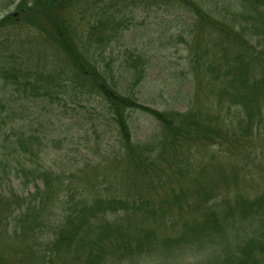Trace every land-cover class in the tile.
Returning a JSON list of instances; mask_svg holds the SVG:
<instances>
[{"label": "trees", "instance_id": "16d2710c", "mask_svg": "<svg viewBox=\"0 0 264 264\" xmlns=\"http://www.w3.org/2000/svg\"><path fill=\"white\" fill-rule=\"evenodd\" d=\"M179 1L182 2L181 7L192 15L189 33L193 37L184 44L190 53V69L194 71L196 82L193 86L195 95H191L194 99H190L184 112L142 105L136 94L127 89V85H120L110 73L108 67L114 64V57L126 55V65H116L122 80L125 81V72L133 76L132 84H138L145 76L147 62L142 52L132 47H121L125 43V21L130 20L129 10H124L127 5L119 9L116 0L0 2V92L15 96L7 99L10 101L6 103L7 110L14 111L16 106L29 109L30 101L40 99L47 116L45 120L38 113L36 122L40 124L34 126L29 134L11 128L0 139V264H26L30 260L39 264H108L107 255L114 243L111 233L118 229L109 217L127 214L136 206L146 219L157 220L156 225L163 223V219L173 222L172 217L182 221V225L188 226L190 235L195 237H203L201 232L219 228L234 214L242 217L252 214L260 221L259 231L264 238V179L260 183V196L250 197L240 189L230 197L227 189L239 185L238 170L232 171L223 163L226 169L222 166L215 168L217 156L212 154L207 159L204 157V166L197 176L192 177L188 158L179 156L181 147L177 143L185 140L198 151L200 145L208 147L223 139L237 147H242L249 139L257 146L256 130L259 126L256 130L252 128L256 118L258 124L264 121V0H237L239 8L233 11L227 9L226 13L231 15L228 17L224 13L223 18H215L200 0ZM68 3L74 4L82 24L73 25V20L64 17ZM11 5L13 8L9 9ZM84 14H89L86 21ZM18 24H24L25 28L14 31ZM40 36L50 48V53L36 58L37 64L46 55L56 54L61 59L59 69L33 77L28 71L10 67L1 60L8 54L12 57L20 54L35 57L37 51L29 49L27 43ZM202 36L208 37L211 45L207 60L201 55L199 41L194 42ZM117 41L120 43L114 48L111 43ZM190 42H194L191 47ZM208 77L214 80L215 85L222 83L221 91L216 92L222 95L224 103L231 105L230 108H237V117H231L229 111L216 113L214 117L197 108L195 99H198ZM95 94L107 103V113L119 136L117 153L124 152L121 159L126 170L122 169L125 177L136 175L146 180L133 185L135 196H104L98 188L92 193L86 186L74 185L70 180L74 174L69 173L74 164L63 163L66 158L69 159L70 149L62 138L55 144L61 154L58 160L46 162L48 141H52L54 146L57 137L51 136L48 125L54 123L60 106L61 113L74 110L66 106L67 100L73 102L82 95L89 97ZM48 105L49 108H46ZM134 110L147 114L158 123L153 133L157 136L154 148L148 149L133 142L127 112ZM235 120L237 124H234ZM172 141H175L173 148ZM163 152L165 155H162ZM258 152L263 155V150ZM150 163L154 164V169L165 164L167 171L162 170L159 174L150 171ZM207 170L212 171L207 180H220L221 189L213 192L214 188L195 182L197 186L190 192L181 190L180 194L172 191V196L166 194L167 202L158 198L163 173L168 172L169 177L178 174L197 181ZM125 177L112 173L110 181L114 179L119 186L127 189L129 185ZM13 182L16 184L14 187L11 186ZM167 182L171 183L170 180ZM193 191V198L188 197L187 194ZM91 194L94 195L91 197ZM183 196L186 215L184 209L177 205ZM47 198L56 199L64 213L60 214V219L50 221V237L41 241L39 238L44 235L42 228L50 217L47 209L45 215L40 213L46 207V201L42 199ZM187 211H198L201 216L193 217ZM30 228L34 236L31 243L20 238ZM225 233L229 234L224 232L222 236ZM33 245L41 247L39 252L42 253L31 251ZM230 245L226 242L220 247L227 252L222 264H264V254L259 255L264 246L261 247L258 241H243L235 252H228ZM143 249L151 252L149 241L139 242L128 252L137 253Z\"/></svg>", "mask_w": 264, "mask_h": 264}, {"label": "rangeland", "instance_id": "374dc122", "mask_svg": "<svg viewBox=\"0 0 264 264\" xmlns=\"http://www.w3.org/2000/svg\"><path fill=\"white\" fill-rule=\"evenodd\" d=\"M2 1L0 0V2ZM116 1L119 9H123L127 5L124 10H129L130 17V20L125 21L127 25L123 35L125 43L121 47H132L138 52H142V57L147 63L145 76L143 79L140 78L138 84H132L133 76L125 72L124 79L126 83L116 69V65H121V67L126 65V55L120 58L114 57V64L112 65L111 63L108 67L110 73L120 85H127L126 88L136 94L142 105L158 109L173 108L179 112H184L188 109L187 106L190 99H194L191 98V95L192 93L195 95L193 86L195 87L196 85L194 71L190 69V53L187 52L184 44L186 40H190L193 37L189 33V25L192 20L191 13L181 7L182 2L179 0L177 2L170 0H155L154 2L145 0ZM200 1L203 2L204 6L207 5L208 10L214 14L215 18H223L224 13L229 17L231 14L228 15L226 13L227 9L233 11L239 8L237 0ZM65 7L64 17L73 20L71 21L73 25L82 24L83 20L79 17L77 10H75L74 4L68 3ZM12 8L13 5L9 7V9ZM84 18L86 21L89 18V14H84ZM22 28H25L24 24H18L14 31H19ZM198 41L201 55L204 60H207L208 51L211 49L208 37L202 36L194 42ZM194 42H190V47ZM118 43L120 42H112L111 45L115 48ZM27 46L29 49L37 51L35 57L27 54L12 57L8 54L3 56L1 60L8 63L10 67L15 66L28 71L33 77L45 75L49 71L59 69L61 59L56 54L46 55L37 64L36 58L50 53V48L45 45L41 36L33 42H28ZM210 57L211 52L209 59ZM104 61L106 63L108 59ZM1 87L2 85H0V91ZM221 87L222 83L215 85L214 80L208 77L201 87L198 99H195L197 108L214 117L216 113L220 112L223 114L228 111L231 117H237V108H230L231 105L224 103L222 95L216 92L221 91ZM225 93L223 95L228 97ZM14 97L13 94L0 92V139L7 132H10L11 128L16 132L21 131L29 134L34 126L37 127L40 124L36 122L38 113H41L45 120L47 119L42 106L43 102L40 99L37 102L30 101L29 109L25 106H16L14 111H8L6 103L10 101L7 99ZM66 106L74 110L68 109L61 113V105L54 123L48 125L51 136L57 137L54 139V146L52 141H48L50 145L47 148L46 162L52 163L53 160H58L61 154L55 144L62 138L66 140L65 145L70 149L68 152L69 159L66 158L63 163L74 164L69 171V173L74 174L70 178L74 185L86 186L90 188L92 193L98 188L104 196H135L133 185L141 184L144 179L136 175L135 177L127 176L126 178L122 171V169L125 170L121 159L124 152L120 151L117 153L119 136L107 113V103L95 94L89 97L82 95L73 102L67 100ZM46 108H49V105ZM29 111L32 113H29ZM127 116L133 142L148 149L154 148L157 136H153V133L157 130L158 123L147 114L138 110L128 111ZM262 118L264 120V117ZM11 121H13L12 124L10 123ZM234 124H237L236 120ZM258 126L259 129L256 130ZM252 129L256 130L257 146L249 139L244 142L242 147L233 146L223 139L217 140L216 143H211L208 147L203 148L200 145L198 151L195 147L192 148L190 143L185 140H179L177 142L181 147L179 156L188 158V165L191 167L193 177L197 176L198 171L204 166L205 156L207 159L212 154L216 155L215 168H220L223 163L232 171L233 169L238 170L237 182L239 185L227 189L229 196L233 197L238 190L241 189L242 191L243 189V193H248L250 197H258L261 194L260 188H262L260 183L264 179V121L258 124V118H256L253 121ZM252 133L254 135V132ZM47 137V140H49L50 137ZM62 144L64 145V143ZM174 145L175 141H172V148ZM188 146L190 150H188ZM259 150H263V155L259 154ZM162 155H165V152ZM188 165H181V167L187 168ZM225 166L221 168L226 169ZM149 170H153V172L155 171L158 174L167 171L165 164L154 169L153 163H150ZM112 173L124 176L128 181V188L125 189L119 186L114 179L111 182ZM211 174L212 171L207 170L195 181L193 178L180 177L178 174L177 176L169 177L168 172L163 173L160 176V186L158 187L160 195L158 198L167 202L166 194L170 196H172V192L180 194L181 190L190 192L197 186L195 182L201 186L207 185L208 188H214L213 192H215L222 188V182L218 179L208 181L207 178ZM168 180L171 183L167 182ZM15 185V182L11 184L13 187ZM241 185L243 186L242 188ZM193 193L194 191L187 194V196L193 198ZM93 195L91 194V197ZM75 196H77L76 193ZM42 200L46 201V207L41 209L42 212L40 213L45 215L46 209L50 212V217H47V221L42 228L44 235L39 238L41 241H46L50 237V234H48L50 221L60 219V214H63L64 211L56 199L47 198ZM185 201L183 196L177 205L184 209V214L186 215L185 208L187 209V207ZM187 213L193 217L201 216L198 211H187ZM109 218L111 223L115 224L118 229L111 233L114 243L107 255L108 264H222L227 252L220 247L222 244L226 245V242L231 244L228 252H235L243 241L248 240L258 241L261 247L264 246V238L259 231L261 223L258 217L252 214H247L244 217L234 214L224 220L219 228L201 232L203 237L190 235L191 232L187 230L188 226L182 225V221L173 217L170 218L173 222H167L168 219H163V223L156 225L157 220L146 219L137 206L130 209L127 214L112 215ZM224 232H229V234L225 233L222 236ZM33 237L31 228L25 236H20L23 241L28 240L30 243ZM144 240L149 241L151 252L147 249L140 250L137 253L128 252V250H132L135 245ZM40 250L41 247L38 245L31 247V251L37 252L35 254L42 253L39 252ZM263 254L264 250L259 255ZM37 262L36 260H30L26 264H39Z\"/></svg>", "mask_w": 264, "mask_h": 264}]
</instances>
